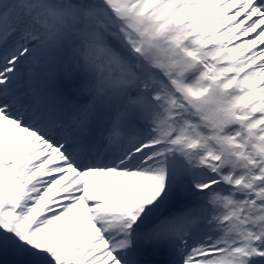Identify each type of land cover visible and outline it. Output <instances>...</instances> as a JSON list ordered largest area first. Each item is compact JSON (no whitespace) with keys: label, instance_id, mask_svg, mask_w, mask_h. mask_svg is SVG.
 <instances>
[{"label":"bare ground","instance_id":"bare-ground-1","mask_svg":"<svg viewBox=\"0 0 264 264\" xmlns=\"http://www.w3.org/2000/svg\"><path fill=\"white\" fill-rule=\"evenodd\" d=\"M19 1L25 6L22 13L8 12L4 22L0 19V40H4L0 49L12 41L0 61V94L6 95L0 96V264H188L192 259L236 264L237 254L247 250L248 231L237 239L222 218L211 222L210 207L201 197L209 189H197L200 200L194 207L172 209L169 194L178 181L209 178L207 164L196 160L187 133L170 125L180 105L170 101L168 109H154L159 124L153 130L141 127L129 115L132 108L144 113L151 109L154 99L142 95L150 85L159 99L175 97L162 75L141 69L133 56H124L105 35L115 29L108 21L99 20L95 28L100 31H86L75 50L62 51L57 20L67 8H58L56 0L40 6V0ZM131 6L134 11H148L183 26V40L198 52L196 71L216 78L229 92L243 114L242 128L255 131L253 136L264 150V0H132ZM30 10L34 13L26 29L20 35L12 34L10 21H20ZM21 49L24 51L19 52ZM25 52L36 57L23 56ZM84 62L92 75L81 81L69 78L67 65ZM32 79L40 83L29 88ZM5 85H10L6 91ZM37 89L40 91L33 94ZM256 96L262 100L254 105ZM120 97L101 126H108L109 132L92 135L87 118L102 115ZM37 98L44 105L41 112L35 106ZM131 101L135 103L129 104ZM22 103L33 108L29 114L20 108ZM60 114L69 118L67 124L55 119ZM35 120L44 122L36 125ZM33 130H39L44 139ZM91 138V145L82 147ZM119 140L118 148L109 147L111 141ZM76 142H80L78 147L71 146ZM75 160L78 172L72 174L64 165ZM162 165L167 166L165 175L154 182L151 176ZM255 196L251 207L252 216L257 217L249 224L260 236L254 243L263 245L260 204L264 197ZM109 202L118 207L116 223H105L100 215ZM66 221L80 228L100 226L107 244L102 245L86 230L76 235ZM165 223L175 235L170 251L141 252L153 233L156 244L169 241L158 226ZM176 223L180 229L175 231ZM83 231L92 239L89 235L82 239ZM241 256L239 264H264V255L258 261L248 251Z\"/></svg>","mask_w":264,"mask_h":264},{"label":"rangeland","instance_id":"rangeland-1","mask_svg":"<svg viewBox=\"0 0 264 264\" xmlns=\"http://www.w3.org/2000/svg\"><path fill=\"white\" fill-rule=\"evenodd\" d=\"M48 1L40 0L38 5H44ZM131 2L132 0H93L91 2H85L84 0H56L58 8H67V13L61 15V19L57 20L60 21V26H58L60 32L56 35L61 43V50H75L86 31H100V29L95 28L98 26L99 20L102 22L108 21L109 25H113L115 29H113V34L105 35L112 41L113 45L122 51L124 56H133L141 69L148 68L152 72L162 75L168 83V91L171 94L176 93L174 95L176 97L175 101L171 100L175 97L166 100L159 99L157 90L150 85V88L147 91H143L142 95L145 99H154L155 103L151 107L152 110H145L146 112L144 113L136 107L130 109L129 115L133 119H137L141 127L146 129L149 126V129L153 130V126L159 124L155 120L156 108L166 110L170 101L177 103V106L180 105L181 110H178L170 125H173L172 128L175 130H184L187 133V138L190 141L189 147L196 154V160L206 163L209 172V178L203 182H195L192 179L185 182L178 181L169 194L171 202L174 203L172 209H188L186 206L194 207V203L200 200L196 195L197 189L200 192L209 189L201 197L208 202L212 215L211 222L215 223L219 218H222L226 222L227 228L231 229L233 236L237 239L243 238L248 231L247 250L239 252L234 262L236 264L241 263L243 259L241 255L247 251L248 256L258 261V256L264 255V244L254 243V240L259 239L260 236L254 230H251L249 222L251 218L257 217V214L252 216L254 210L251 207V201L254 198L256 199L255 195L257 194H261L264 197V150L262 148L260 150V145L253 136L255 131L242 128L243 114L234 99L230 97L229 92L220 85L219 81L214 77L210 78L206 72L196 71L195 64L198 59V52L195 47L188 46L186 41L183 40V35L185 34L183 26L178 21L160 18L158 15L148 11H134ZM24 9V4H21L18 0H0V19L4 22L5 15L8 12L18 15ZM34 9L38 10V8ZM33 10L28 11L26 16L20 21H10L9 26L12 34L23 32L26 29L32 17L31 13H34ZM38 26L39 24L34 26L33 33L37 32ZM2 42L4 40H0V47ZM11 42L9 41L8 44L4 43V49H0L1 56ZM100 44H104L102 40ZM166 47L175 49V51L185 55L187 57L185 58L189 59V64L185 66L180 61L179 64L175 63L173 54L169 55L165 49ZM217 48H221V45H218ZM22 51L24 50L21 49L19 52ZM22 55L36 57V55H31L27 52L22 53ZM67 66L70 67L67 73L68 77L73 80L81 81L92 75L91 68H89L90 65L86 62L83 64H68ZM190 71L192 72L191 75L188 74ZM8 87L10 85H5L3 90L6 91ZM127 92L128 90L125 93ZM2 96L1 98H4L6 95ZM121 100L122 97L110 102L108 109L102 115L96 118L88 117V123L96 127L103 125L106 116ZM260 100H262V96H256L254 105L258 104ZM184 101H188L189 104L187 106L184 105ZM128 103L132 104L135 102L131 101ZM2 107L4 108V106ZM187 109H190L189 113ZM78 114L82 115L83 113L79 112ZM108 130L110 129L106 126V128H100L99 132H109ZM33 134L36 136L40 135L37 131H33ZM119 141H111L109 147H118ZM197 142L201 143V146H195ZM18 149L19 155L24 153L21 143ZM58 156L63 161L66 159L61 150H59ZM64 167L72 174L77 172V168L72 162H67ZM166 168L167 166L162 165L151 176L154 182H158L165 175ZM180 201L182 202L179 204ZM106 205H108V208L105 213H102V208L100 209L103 221L105 223H116L117 219L119 220L118 207L110 202ZM260 206L263 207L260 213L264 215V198ZM65 224L73 227L76 235H82L80 232L86 230L87 232L89 231V234L97 236L102 245L107 244L106 238H104L106 236L102 234L100 226L90 224L80 228L74 222L68 221ZM177 224L180 225V223L174 224V229ZM158 226L163 228L162 237L170 242L174 240L170 233L171 225L169 223ZM109 229L115 231L113 227H109ZM165 231L167 233H164ZM188 231L186 234L189 235ZM83 232L85 236H82V239L89 235L85 231ZM115 235L118 236V234ZM153 235L154 233L150 236L148 235L144 246L140 248L141 252H149L156 246L170 248L169 241L166 244H163V242H160L159 245L156 244L153 240ZM89 237L92 239L91 235ZM106 246L109 247V245ZM116 261L118 262L117 259ZM18 263L25 264L24 262ZM8 264H14V261H9ZM188 264L206 263L200 259H192Z\"/></svg>","mask_w":264,"mask_h":264},{"label":"trees","instance_id":"trees-1","mask_svg":"<svg viewBox=\"0 0 264 264\" xmlns=\"http://www.w3.org/2000/svg\"><path fill=\"white\" fill-rule=\"evenodd\" d=\"M177 58H179V55L177 54Z\"/></svg>","mask_w":264,"mask_h":264}]
</instances>
